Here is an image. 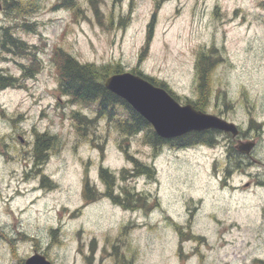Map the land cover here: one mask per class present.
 Listing matches in <instances>:
<instances>
[{
  "label": "rangeland",
  "instance_id": "rangeland-1",
  "mask_svg": "<svg viewBox=\"0 0 264 264\" xmlns=\"http://www.w3.org/2000/svg\"><path fill=\"white\" fill-rule=\"evenodd\" d=\"M6 1L0 0V39L12 25L28 52L0 46V71L15 78L0 89V264H14L33 247L46 250L53 264H128L129 255L136 264L172 263L177 223L218 249L211 213L227 225L244 214L248 223L259 217L257 198L244 205L239 193L217 198L207 146H152L145 130L122 133L93 105L60 91L53 57L62 50L81 63L119 64L162 82L183 104L198 97L195 61L210 49L203 111L264 105V0H165L158 7L155 0H101L98 17L88 0H21L30 2L29 13L13 18ZM40 134L52 138L42 163L34 158ZM125 149L154 175L128 174L135 164ZM100 167L113 173L115 195L133 194L132 208L107 196L85 200V183L90 196L106 190ZM192 245L186 241L184 249Z\"/></svg>",
  "mask_w": 264,
  "mask_h": 264
},
{
  "label": "flooded vegetation",
  "instance_id": "flooded-vegetation-1",
  "mask_svg": "<svg viewBox=\"0 0 264 264\" xmlns=\"http://www.w3.org/2000/svg\"><path fill=\"white\" fill-rule=\"evenodd\" d=\"M239 109L236 111L234 106L225 104L215 105L209 112L218 119L233 123L235 128L232 130L212 127L192 132L208 136L205 146L209 151V171L216 184L217 198L229 201L233 193H239L241 205L257 198L261 204L259 217L248 223V217L244 214L240 223L236 219H227V225L223 223V218L211 213L217 226L218 249H212L205 235L195 233L190 225L187 229H180L177 223L175 233L178 244L172 263L165 264H264V105L241 106ZM177 138H182V135ZM171 141L166 140L165 144L179 147L180 150L204 146L199 143L177 146ZM235 178H238L237 183L233 181ZM231 231L236 234L231 235ZM186 241L193 243L188 249H184ZM32 256L40 259V264H53L47 251L36 247L14 264H28ZM126 258L128 264L137 263L134 255ZM114 264L122 263L117 261Z\"/></svg>",
  "mask_w": 264,
  "mask_h": 264
},
{
  "label": "trees",
  "instance_id": "trees-1",
  "mask_svg": "<svg viewBox=\"0 0 264 264\" xmlns=\"http://www.w3.org/2000/svg\"><path fill=\"white\" fill-rule=\"evenodd\" d=\"M100 1L101 0H88L90 7L93 8V12L97 17L99 16L98 5ZM163 1L165 0H155V6L158 7ZM29 5L30 2L25 4L21 0L6 1V8L9 11L11 18L17 17L23 13H29V8L31 7ZM15 24L17 25L18 23L15 22ZM151 27L152 23H149L146 40L142 46V52H145L148 49L152 36ZM12 28V25L3 27L0 39L1 46L7 47L8 49L14 48L19 53H24L25 50L26 52H28V45L26 46V43L23 40L14 35ZM53 58L57 64L59 89L63 94L70 97L75 102H80L88 106L93 105L96 115L98 114L99 116H106L109 120L112 119L114 125H116V127L124 134H135L137 132L145 130V139L148 143H151L152 146H157L166 142L165 139L159 137L154 132L153 128L146 121V119H144L139 113L133 110L132 107L121 97L112 93L104 86L103 79L106 76L122 71L119 64L113 65L111 63H108L96 65L93 62L81 63L69 54H65L62 50L55 51ZM35 59V55L34 53H32V59L30 58L28 65L30 66L31 64H33ZM213 62L214 59L210 49L200 51L195 61L196 88L198 91V97L195 100L189 101H191L195 108L200 110L205 109V107L207 106ZM137 73L143 75L140 72ZM143 77L147 78L152 83L165 87L162 82H157L155 79L148 76L143 75ZM14 80L15 78L11 75L2 73V71H0V89L11 86ZM170 93L174 95L175 98H177L175 94H173L172 92ZM121 108L127 111V115L125 117L116 114L117 110ZM80 118H84L87 123H91L93 120L92 118L86 116ZM51 140L52 138L47 137L45 134H40L35 139L34 156L37 162L42 163L45 161L47 149L52 144ZM171 142L177 146H187L195 143L208 144V136H206V134L204 133L189 132L185 135H182V138L172 139ZM124 152L128 156V158H131L132 162L135 164V171L128 174L133 176L135 174H138L139 172H143L148 176L154 175V169L151 166L145 165L142 162L138 161L137 158L128 153L127 149H125ZM122 172H125V170H122ZM99 176L104 180V183L106 184V190L98 195L94 194V191L92 193L94 195L90 196L91 189L88 183H85L83 188V195L86 201H91L92 199L94 200L101 195L110 197L113 202L123 203L130 208L134 206L130 205L129 203V196H132L133 194L130 193L127 189H124V197H120V195H115L113 193V173L109 172L104 167H100ZM135 197L136 198L134 199V201L138 200L137 194H135Z\"/></svg>",
  "mask_w": 264,
  "mask_h": 264
},
{
  "label": "water",
  "instance_id": "water-1",
  "mask_svg": "<svg viewBox=\"0 0 264 264\" xmlns=\"http://www.w3.org/2000/svg\"><path fill=\"white\" fill-rule=\"evenodd\" d=\"M103 84L146 119L155 133L164 139L212 127L226 131L235 128L233 123L197 109L192 103H180L164 87L153 84L139 74L116 72L106 76ZM27 263L40 264V259L32 256Z\"/></svg>",
  "mask_w": 264,
  "mask_h": 264
}]
</instances>
